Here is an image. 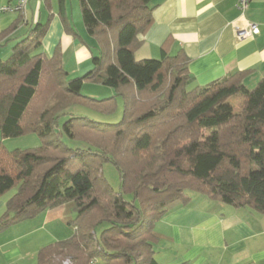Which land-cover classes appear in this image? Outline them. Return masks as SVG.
Here are the masks:
<instances>
[{"label": "trees", "instance_id": "trees-1", "mask_svg": "<svg viewBox=\"0 0 264 264\" xmlns=\"http://www.w3.org/2000/svg\"><path fill=\"white\" fill-rule=\"evenodd\" d=\"M56 4L65 31L87 44L66 17V0ZM78 7L98 49L88 71L69 78L58 49L49 57L35 52L48 22L30 25L0 59L1 136L41 140L23 150L0 144V196L16 188L0 230L71 202L73 234L41 247L36 264H54L56 257L73 264H159L154 225L171 205L190 200L188 190L264 214V75L252 88L243 83L246 71L189 88L182 52L134 57L138 36L152 23L151 0H78ZM84 83L110 87L113 95H86ZM231 98L241 100L238 111ZM118 99L115 123L74 110L108 114ZM107 162L118 171L117 191L103 176Z\"/></svg>", "mask_w": 264, "mask_h": 264}, {"label": "crops", "instance_id": "crops-1", "mask_svg": "<svg viewBox=\"0 0 264 264\" xmlns=\"http://www.w3.org/2000/svg\"><path fill=\"white\" fill-rule=\"evenodd\" d=\"M15 1L0 0V4ZM50 2L46 8L45 0H28L24 14H1L0 33L20 16L21 21L1 38L0 47L20 39L30 25L48 22L35 52L49 57L58 49L68 75L80 76L92 67L91 57L98 52L96 43L83 27L75 0H66V17L87 44L65 31L56 0ZM151 4L152 23L138 36L141 44L134 52L136 60L159 59L162 49L169 55L182 52L187 57L192 86L246 71L243 83L253 87L264 75V0H250L243 13L237 9V0H151ZM248 23L256 24L258 33L238 40L236 31ZM8 53L9 49H0V59ZM81 92L93 97L113 95L112 88L93 83H84ZM194 193L187 203L167 210L154 225L157 242L162 243L155 251L159 264H264V214ZM13 194L8 191L0 196V217ZM67 205L71 206L67 203L45 209L1 229L0 264L22 262L25 246L39 250L47 245L46 238L56 236L54 230L61 229L64 222L68 228L64 239L69 238L70 220L64 221ZM59 240L63 239L58 236L53 242Z\"/></svg>", "mask_w": 264, "mask_h": 264}, {"label": "rangeland", "instance_id": "rangeland-1", "mask_svg": "<svg viewBox=\"0 0 264 264\" xmlns=\"http://www.w3.org/2000/svg\"><path fill=\"white\" fill-rule=\"evenodd\" d=\"M75 1L78 4V0H75ZM15 42L12 41L11 43H9V45H4V46L2 45L0 47V49H3V48L9 49L10 50V53H11V48L14 45ZM10 53H8L7 55L3 56V58H1V59L4 60V59L8 58L10 56ZM69 78H74V77L73 76H69ZM188 86H189V88L194 87V86H192L190 84ZM248 88H252V86L250 85V87H248ZM97 98H102V97H97ZM229 102L233 106V111H238L240 109L241 100L239 98H231V99H229ZM117 104L119 105V108L116 111L111 112V113H108V114L99 113V112H96V111L87 109L85 107L84 108L83 107L81 108L79 106H76L74 110L80 111L81 113H83L86 116H88V118L93 119V120L98 121V122L115 123V122L119 121V119L121 118V112H122V110H121V103H120V100L119 99H118V103ZM82 132L85 135L93 136L91 134V132H89L87 130H82ZM103 140H104V138H103ZM67 142L70 145H76V142H74V141L67 140ZM0 144H2L8 150H14V149L23 150V149H26V148H37L38 146H40L41 140L35 134H25V135H20V136H16V137H2L1 136V132H0ZM102 173H103V176L108 181L109 185L111 186L112 190L113 191H117L119 189V174H118L117 169L111 163H108L107 162V163H104L103 166H102ZM9 191L10 192H15L16 191V188H12ZM189 192H190V190L186 191V194L188 196L190 194L191 195L192 194H196V193H194V191H191L190 194H189ZM131 197L132 196L130 194H124V198L126 200H128V201L132 200ZM67 203H69L71 206H68L67 205V211H66L67 214L65 215L66 217L64 218V221L66 219L67 220H73L75 218V216H76V212H75V210H73L74 209L73 203H71V202H67ZM67 203H64V204H67ZM175 204H182V203L177 202ZM175 204L171 205L167 210H169L170 208H172ZM65 225L66 224L64 222L62 224L61 229L58 228L57 230H54L56 236L53 235L52 237L46 238V241H44V243L45 244H48L50 242H53L54 240L57 239L58 236L61 239L66 238L68 236V232H67L66 229H68V228ZM72 228H74V227L73 226H70V228H69V231H70V234L71 235L74 232ZM99 230H100V228L98 227L97 228V231H99ZM157 243L158 242L156 241L153 244L154 251L159 250L160 247H161V244L162 243H158V244ZM22 252H23V255H24L22 262L21 261L20 262L15 261L12 264H36V262H37V255H38V249H37V247H35L33 245H31V246H28L27 245V246L24 247V249L22 250ZM67 259L66 258L65 259L64 258H60L59 259L58 257H56L54 259V264H60V262L63 263Z\"/></svg>", "mask_w": 264, "mask_h": 264}, {"label": "built area", "instance_id": "built-area-1", "mask_svg": "<svg viewBox=\"0 0 264 264\" xmlns=\"http://www.w3.org/2000/svg\"><path fill=\"white\" fill-rule=\"evenodd\" d=\"M250 0H237V9L243 13L248 7ZM28 0H16L14 3L0 4V15L4 13H21L24 14ZM258 28L254 23H248L244 29L236 31V38L240 41L245 40L258 33ZM62 264H72L70 260L64 261Z\"/></svg>", "mask_w": 264, "mask_h": 264}]
</instances>
